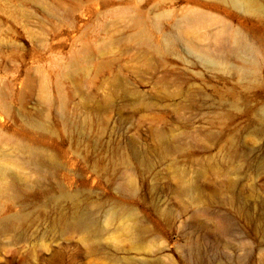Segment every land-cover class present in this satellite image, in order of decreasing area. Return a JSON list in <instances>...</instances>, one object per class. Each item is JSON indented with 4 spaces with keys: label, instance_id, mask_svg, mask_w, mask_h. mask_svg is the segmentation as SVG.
Returning <instances> with one entry per match:
<instances>
[{
    "label": "rangeland",
    "instance_id": "rangeland-1",
    "mask_svg": "<svg viewBox=\"0 0 264 264\" xmlns=\"http://www.w3.org/2000/svg\"><path fill=\"white\" fill-rule=\"evenodd\" d=\"M257 2L0 0V264H264Z\"/></svg>",
    "mask_w": 264,
    "mask_h": 264
},
{
    "label": "bare ground",
    "instance_id": "bare-ground-1",
    "mask_svg": "<svg viewBox=\"0 0 264 264\" xmlns=\"http://www.w3.org/2000/svg\"><path fill=\"white\" fill-rule=\"evenodd\" d=\"M238 4L241 5V7L244 8H254L259 9V5L257 0H234ZM147 39V37H146ZM232 45L228 47L227 53L229 55H237V56H247L249 53L253 52L255 47L254 45L249 41L247 36L241 32L236 31L232 35ZM252 54V53H251ZM247 68L244 67V70ZM21 219V215H13L7 218H2L0 220V231L4 229H12L16 228L18 225V222ZM93 224V221L89 214L86 212H77L75 216L69 221L70 226L78 227V228H90Z\"/></svg>",
    "mask_w": 264,
    "mask_h": 264
}]
</instances>
